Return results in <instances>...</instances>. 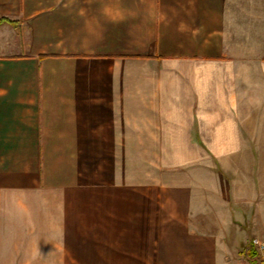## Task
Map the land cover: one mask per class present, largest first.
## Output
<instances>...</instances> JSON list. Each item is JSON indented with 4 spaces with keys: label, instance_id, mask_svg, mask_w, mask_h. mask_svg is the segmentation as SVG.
Segmentation results:
<instances>
[{
    "label": "crops",
    "instance_id": "obj_1",
    "mask_svg": "<svg viewBox=\"0 0 264 264\" xmlns=\"http://www.w3.org/2000/svg\"><path fill=\"white\" fill-rule=\"evenodd\" d=\"M263 213L264 0H0V264H228Z\"/></svg>",
    "mask_w": 264,
    "mask_h": 264
},
{
    "label": "rangeland",
    "instance_id": "obj_2",
    "mask_svg": "<svg viewBox=\"0 0 264 264\" xmlns=\"http://www.w3.org/2000/svg\"><path fill=\"white\" fill-rule=\"evenodd\" d=\"M218 185L216 187L215 190V196H217L218 199H222L224 197H230V198H234V193L230 192L229 194L226 193V184H222L220 182H217ZM245 193L249 194L250 190H247L246 188H244ZM248 197V196H247ZM260 216V214L258 215V217ZM264 216V213H263ZM253 217V216H252ZM247 220L246 221H242L239 222V224L244 227V231H243V235L239 236V237H234L231 236V242H237V243H241L239 245V247L236 248H232V252H228V256H229V263L228 264H243L245 263L246 259H248L251 255V252H256V256L252 258V260L256 263V264H264V253H260L258 252L252 245V240L255 237H259L264 239V221L259 222H251L250 221V217L249 215L247 216ZM262 223V225H260ZM252 224L256 225V228L253 226ZM238 233V232H236ZM252 257V256H251Z\"/></svg>",
    "mask_w": 264,
    "mask_h": 264
},
{
    "label": "built area",
    "instance_id": "obj_3",
    "mask_svg": "<svg viewBox=\"0 0 264 264\" xmlns=\"http://www.w3.org/2000/svg\"><path fill=\"white\" fill-rule=\"evenodd\" d=\"M252 245L258 252L264 253V239L255 237L252 240ZM243 264H256V263L252 260L251 257H249L248 259H246L245 263Z\"/></svg>",
    "mask_w": 264,
    "mask_h": 264
},
{
    "label": "trees",
    "instance_id": "obj_4",
    "mask_svg": "<svg viewBox=\"0 0 264 264\" xmlns=\"http://www.w3.org/2000/svg\"><path fill=\"white\" fill-rule=\"evenodd\" d=\"M251 256L255 257L256 256V252H251Z\"/></svg>",
    "mask_w": 264,
    "mask_h": 264
}]
</instances>
